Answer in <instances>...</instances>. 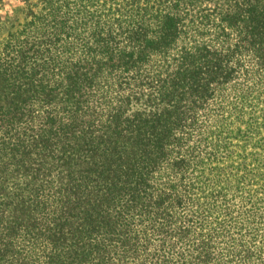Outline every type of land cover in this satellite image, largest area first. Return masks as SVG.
Returning a JSON list of instances; mask_svg holds the SVG:
<instances>
[{
    "label": "trees",
    "instance_id": "obj_1",
    "mask_svg": "<svg viewBox=\"0 0 264 264\" xmlns=\"http://www.w3.org/2000/svg\"><path fill=\"white\" fill-rule=\"evenodd\" d=\"M150 1L3 42L0 264H264V0Z\"/></svg>",
    "mask_w": 264,
    "mask_h": 264
},
{
    "label": "rangeland",
    "instance_id": "obj_2",
    "mask_svg": "<svg viewBox=\"0 0 264 264\" xmlns=\"http://www.w3.org/2000/svg\"><path fill=\"white\" fill-rule=\"evenodd\" d=\"M43 0H0V48L3 42L7 41L9 34L14 32L17 28L21 27L25 22L29 21L32 16L37 13L42 7ZM90 4L94 7H100L101 10L108 11L110 7L113 8V14L115 17H119L120 13L117 11L125 10L126 8H134L135 6H145L148 0H89ZM177 0H152L151 3H157L155 8L161 7L163 4L169 6L171 3ZM187 1L189 4L181 6L179 9L182 15H186V18H191L198 11L204 10L206 13H210L215 6L216 0H180ZM233 127L243 128V124L235 122ZM237 131H233L235 134ZM260 136H264V131L259 130ZM233 149L235 154L231 163L237 165L240 161L238 153H241L240 145L243 141L240 138L232 139ZM255 139L246 145L245 153L251 154L254 151L260 152L261 150L255 147ZM254 163H252V166ZM256 185H254L255 187Z\"/></svg>",
    "mask_w": 264,
    "mask_h": 264
}]
</instances>
